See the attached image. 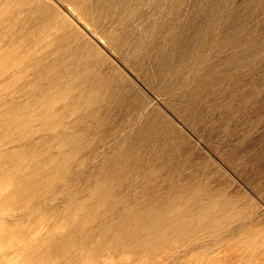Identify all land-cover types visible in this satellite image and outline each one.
Here are the masks:
<instances>
[{
	"label": "rangeland",
	"instance_id": "374dc122",
	"mask_svg": "<svg viewBox=\"0 0 264 264\" xmlns=\"http://www.w3.org/2000/svg\"><path fill=\"white\" fill-rule=\"evenodd\" d=\"M4 1L0 121L23 123L0 124V264H264V0H28L44 19L55 18L49 28L58 31L44 29L47 37L60 39L50 36L52 42L38 23L17 21L14 7L26 0ZM59 43L79 47L92 64L89 75L106 80L109 95L98 104L110 115L96 106L93 116L73 113L72 93L52 94L43 100L50 108L39 106L37 85L44 78L34 77ZM19 105L32 112L25 115ZM17 107L19 113L13 112ZM44 109L52 111L43 114ZM150 119L162 129L152 149L158 159L153 169L163 172L147 175L151 192L158 186L157 193H169L176 184L201 187V201L223 202L217 215L230 220L221 218L195 236L148 241L142 254L133 240L119 236L117 224L112 227L118 232L105 228L112 219L106 206L87 202L101 198L94 193L99 181L117 186L106 178L108 167L115 168L109 163ZM74 121L77 127L67 125ZM66 136L70 143L60 144ZM52 154L54 163L48 162ZM143 164L144 170L150 167ZM138 180L132 177L136 187ZM134 187L130 192L121 187L118 194L142 199ZM225 202L232 207L224 208ZM246 231L249 236L240 235ZM234 236L250 245L241 246Z\"/></svg>",
	"mask_w": 264,
	"mask_h": 264
},
{
	"label": "bare ground",
	"instance_id": "6f19581e",
	"mask_svg": "<svg viewBox=\"0 0 264 264\" xmlns=\"http://www.w3.org/2000/svg\"><path fill=\"white\" fill-rule=\"evenodd\" d=\"M8 1V0H7ZM6 0L4 2H6L7 4L9 2H7ZM18 1V0H17ZM16 1V2H17ZM66 1V0H65ZM15 2V1H14ZM25 2V0H24ZM28 0H26V5H22L20 7V5H16V8L17 11L19 12L20 14V18L19 17H15L17 19V21L23 23V22H30L32 21L33 24H39L40 27L43 29L42 31H45V30H48V29H51L53 30L52 28H49L51 26V20L52 18H49L47 15H45V18L44 19V15L42 14L41 16V13L40 11L38 12L36 5H28ZM34 2V1H33ZM36 2V1H35ZM70 4L71 2L68 1ZM74 0H73V3L74 4ZM3 4V3H2ZM7 4H5L4 6H6L5 8L7 10H10L8 9V7L10 6H7ZM15 4H18L17 3H14V4H11L12 5V8ZM23 4V2H22ZM33 4V3H32ZM10 5V4H9ZM47 6V5H46ZM11 8V7H10ZM49 8V7H48ZM47 8V9H48ZM4 9V8H2ZM5 9V10H6ZM15 9V10H16ZM249 9V8H248ZM12 10V9H11ZM14 10V9H13ZM50 9H48L47 11H49ZM42 11V10H41ZM17 12V14H18ZM44 13V12H43ZM49 13V12H48ZM14 17V16H13ZM12 17V18H13ZM14 19V18H13ZM14 19V20H16ZM19 19V20H18ZM55 19V18H53ZM52 19V21H53ZM64 20V19H63ZM62 21V20H61ZM13 22V20H12ZM11 22V24H12ZM16 22V21H14ZM40 22V23H39ZM54 22V21H53ZM18 22H16L15 26H14V29L16 28V25H17ZM20 23V24H21ZM50 23V24H49ZM66 23V22H63V24ZM27 24V23H26ZM56 23H54L55 25ZM62 24V25H63ZM29 24H27L28 26ZM53 25V26H54ZM66 25V24H65ZM13 26V25H12ZM11 26V27H12ZM20 26V25H18ZM56 26V25H55ZM10 27V26H9ZM31 27V26H29ZM52 27V26H51ZM56 28L58 29V27H54V29L56 30ZM7 29V28H6ZM12 29V28H11ZM17 29V28H16ZM20 29V28H19ZM45 29V30H44ZM53 30V31H55ZM40 31V33L42 32ZM58 31V30H56ZM46 32V31H45ZM47 33V32H46ZM44 35V34H42ZM205 35V34H204ZM48 36V33L47 35L44 36V39L45 37L47 39L45 40H48L49 38V42H52L54 39L53 37L51 36V39L52 41H50V36ZM43 37V36H42ZM12 39V38H10ZM60 39L59 38H56L54 41H59ZM233 40V39H232ZM233 42V41H231ZM55 47L59 48H53L52 49V52L50 53V58H48L47 61H44L42 63L41 61V64L39 67H40V71L36 72V77H34L36 80H40L41 77L43 82H46L45 83V86H43V82L38 84L36 87H37V95H38V99L40 101H43L44 99L45 100H49V98L52 96V94H55L57 97H61V95L67 93V94H71V103L73 105L74 108H72L74 111L73 113H81V110H83L84 112V115L85 116H93L95 114V111H93L94 107L96 106L97 108H99L98 110H96L97 112L99 111L101 114H106V117H107V114L110 115V112L111 110L109 111L108 109H104L102 106H99V102L101 101L102 98L106 97V91L104 90L105 86L104 84L106 80H103V78L101 79H96L91 75H89V71H90V67H92V64H89L86 60L87 58L82 56L81 53H82V50L79 48V47H71L69 44H53ZM88 45V44H87ZM90 46V45H89ZM88 46V47H89ZM85 47V45H84ZM88 47H87V52H90L88 51ZM94 49V48H93ZM92 52V51H91ZM52 54V56H51ZM47 55V54H46ZM22 58H24L22 56ZM44 58V57H43ZM6 60V59H5ZM21 61V60H20ZM10 62V61H9ZM24 62V61H23ZM7 63V61H6ZM39 63V62H38ZM40 64V63H39ZM9 65V64H7ZM35 65H37L35 63ZM36 67V66H34ZM38 67V66H37ZM205 69V68H204ZM37 70V69H36ZM39 70V68H38ZM208 70V69H207ZM209 72V71H208ZM222 73V72H221ZM37 74H39V76H37ZM93 75V74H92ZM207 75V74H206ZM209 76V75H208ZM209 78V77H208ZM215 78V77H213ZM130 84V83H129ZM204 89V88H202ZM99 90L100 91H105V92H101L99 93ZM205 92V91H204ZM111 93V92H110ZM206 93V92H205ZM99 94V95H98ZM101 94V95H100ZM197 94H198V91H197ZM109 95V94H108ZM107 95V96H108ZM66 96V95H65ZM40 97V98H39ZM67 97V96H66ZM122 97V96H121ZM120 97V98H121ZM47 98V99H46ZM55 96L53 97V100H54ZM58 98V99H59ZM123 98V97H122ZM185 98V97H184ZM187 98V97H186ZM192 98V97H190ZM56 99V98H55ZM57 99V100H58ZM104 100V99H103ZM107 102L108 101V98L105 99ZM112 100V99H111ZM110 100V101H111ZM123 100V99H122ZM44 102V101H43ZM42 102V103H43ZM40 103V104H42ZM50 103L48 101V104L46 103V101L44 102V104H47V105H40L41 107H44L45 108H50ZM53 103V102H52ZM55 103V102H54ZM53 103V104H54ZM99 103V104H98ZM108 103V102H107ZM112 103V102H111ZM114 103V102H113ZM119 103V102H118ZM117 103V105H118ZM121 103V102H120ZM56 104V103H55ZM116 104V103H115ZM22 105V104H20ZM19 105V106H20ZM31 105V104H30ZM15 107V106H14ZM70 107V106H69ZM72 107V106H71ZM83 107V109L81 108ZM20 109H18V107L16 108V110H14V108H11L13 109V112L18 111L19 110H23L24 111V114H26V110H28V108H30V106L28 105V108L27 106H20L19 107ZM22 108V109H21ZM27 108V109H26ZM79 108H81L79 110ZM108 108H111L110 106ZM114 108V107H112ZM9 110V109H7ZM6 111V110H4ZM10 111V110H9ZM17 111V113H19ZM29 112L31 111V109L28 110ZM49 111H52L51 109L49 110H45L42 111V113H48ZM80 111V112H78ZM32 112V111H31ZM7 113V111H6ZM22 114V111L20 112ZM20 114V115H21ZM23 114V115H24ZM100 114V115H101ZM81 115V114H80ZM83 115V114H82ZM183 115V114H182ZM79 116V115H78ZM84 116V117H85ZM105 116V115H104ZM81 117V116H80ZM101 117V116H100ZM105 117V118H106ZM111 118V117H110ZM25 119V118H24ZM87 119V118H86ZM156 119V118H155ZM16 121V120H15ZM107 122V121H106ZM23 123V122H22ZM21 121H16V123H13L11 121H0V124H3V125H14L15 127V124H22ZM25 123V122H24ZM54 123V122H53ZM75 123V124H74ZM74 123L70 124L67 123V125L69 127H77L78 125V122L77 121H74ZM51 124V122H50ZM55 124V123H54ZM52 124V125H54ZM59 125V123H56ZM45 125V124H44ZM57 125V127H59ZM60 125H62L60 123ZM93 125V124H92ZM98 125V124H97ZM156 125V124H155ZM158 125V124H157ZM49 126V125H48ZM51 126V125H50ZM55 126V125H54ZM52 126V127H54ZM84 126V125H83ZM82 126V127H83ZM114 127V126H113ZM161 128V127H160ZM159 127H156L154 126L153 124V121L150 119L147 121L146 125L143 126L142 128H139L136 132H134L133 136L130 138V139H127L126 138V142L123 141V145L125 143L124 146V150H123V153L118 157V154L117 155H114V156H117L118 159L115 160L114 157L112 159V161L109 163V164H112L111 166L115 167L113 169H109L111 167H108L107 169V172H106V178H109V176H111L109 178V180L112 181V183L115 182V184L117 186L113 187L112 185H105L103 186V181H99L97 183V187L94 189V193L97 191V193L99 195H101V198L99 197V200H95L94 197L92 196H89L91 197L93 200H89L90 202H87V205L88 206H92V207H95V204L96 206L99 204V205H104V207L106 206V212L109 211V215L110 213L112 214L111 215V218H109V215H108V218L111 219V222H107L106 224L103 223V227L105 228H108L109 227H112V226H117V228L120 227L119 229V232L121 235L119 236H124L126 239H129V241L133 240V243L135 247H138L139 250L143 247L146 246L147 242L148 241H153L155 243H160L162 240L161 239H165L166 243L167 241L173 239V238H181V237H184L185 235V238L188 237L187 235H193L197 232H200L198 230H201V233L205 230V229H208L210 227H214L215 225L219 224V221L221 220V218H228L226 217L227 214L224 215V213L220 216V215H217L218 214V211L221 209V203L223 202H217L215 197L214 198H207L206 200L208 201V204H205L203 203L201 200L204 199V195L201 194V191L196 187V186H184L183 189L179 188L180 185L179 184H176L174 186V189L172 191H170L168 193L167 189L164 190V192H160V193H157V191L159 192V187H155V186H151V187H155L154 189V192H151L152 190H150V186L148 183H146L147 181V175H150L154 172H158L160 174V172L162 171H154L153 169V166L155 165V161L157 159V155L155 151H153L152 147L155 144V142L157 141L158 139V136L159 134L161 133L160 131L162 129H160ZM163 128V127H162ZM82 132V131H81ZM76 134V133H75ZM75 134H72V135H75ZM71 134H69L68 136H70ZM71 135V136H72ZM78 135V134H77ZM163 135V134H162ZM168 135V133H167ZM70 136V138H71ZM76 136V135H75ZM161 136V135H160ZM77 137V136H76ZM80 137V136H78ZM69 137L66 136V139L64 140H61L60 144L61 143H64L66 142L65 144L67 143H70ZM73 138V136H72ZM166 138V137H165ZM168 139L171 138V136L167 137ZM164 139V138H163ZM162 140V139H161ZM170 140V139H169ZM78 141V140H77ZM166 142L168 141L167 139L165 140ZM76 143V142H75ZM157 143V142H156ZM160 143V141H159ZM165 145V144H164ZM158 146V145H157ZM86 147V146H85ZM171 147V146H170ZM121 149V148H120ZM119 149V150H120ZM156 149V148H155ZM158 149V148H157ZM169 149V148H168ZM85 150V148H84ZM122 150V149H121ZM167 150V149H166ZM116 154V153H115ZM169 155V154H168ZM116 157V158H117ZM49 160L48 162H53L56 161V155H49L48 156ZM110 158V157H109ZM103 160V159H102ZM111 160V159H110ZM146 160H149L150 162H146ZM158 160V159H157ZM75 161V160H73ZM106 161V160H105ZM162 161V160H161ZM103 162V161H102ZM109 162V161H108ZM113 162L116 163V165L114 164L113 165ZM144 163H147L146 166H150L149 168H147L146 170L142 169L141 168V164ZM106 163V162H105ZM104 163V164H105ZM149 163V164H148ZM108 164V163H107ZM107 165L105 166H101V167H106ZM156 166V165H155ZM167 166V165H165ZM145 167V166H144ZM146 168V167H145ZM172 169V167H169ZM131 169V170H129ZM153 169V170H152ZM168 169V168H167ZM158 170V169H157ZM170 171V170H169ZM172 171V170H171ZM168 172V171H167ZM99 173V172H98ZM155 173V174H156ZM157 173V175H158ZM163 174V172H162ZM165 174V173H164ZM92 175V174H91ZM104 175V176H105ZM120 175V176H119ZM134 175H137V178L139 179L138 182L136 184H138V186L136 187L135 184L132 183V177ZM171 175V174H170ZM96 176V175H95ZM99 176V175H98ZM115 176V177H114ZM153 176V175H152ZM163 176V175H162ZM93 177V176H92ZM119 177L118 180L122 181H117V178ZM151 177V176H150ZM165 177V176H164ZM101 178V177H99ZM136 178V177H135ZM156 178V177H155ZM167 178V176L165 177ZM163 178L162 180L164 181ZM91 179V178H90ZM169 179V178H168ZM93 180V179H92ZM105 180V179H104ZM167 180V179H165ZM106 181L108 182V180L106 179ZM117 181V182H116ZM125 181V182H123ZM140 181V182H139ZM160 181V180H159ZM110 182V181H109ZM122 183V184H120ZM126 183V188H124L125 190H129V189H133V186L134 187V190L135 188H137L139 190V192L143 193L142 195L143 196H140L142 197L139 198L140 200H125V198H123L122 195L118 194L119 193V189L121 191V187H122V190L123 189V185ZM111 184V183H110ZM151 184V183H150ZM92 185V184H91ZM154 185V184H153ZM159 185V184H158ZM173 185V184H171ZM179 185V186H178ZM185 185L184 183L182 184V186ZM194 185V184H193ZM132 186V187H130ZM178 188H175L177 187ZM125 187V186H124ZM165 186H163L164 188ZM168 187L170 188V186L168 185ZM90 188V187H89ZM167 188V187H166ZM172 188V186H171ZM170 188V189H171ZM92 189V187H91ZM202 189V188H201ZM92 191V190H91ZM130 192V190H129ZM203 192V191H202ZM206 192V190H205ZM197 193H199L200 195H197ZM157 194H160V197L158 198L159 195ZM206 195H208L207 193H205ZM211 194V193H210ZM209 194V195H210ZM213 194V193H212ZM119 195V196H118ZM205 195V196H206ZM132 196V194H131ZM138 196V195H137ZM196 197V198H195ZM113 198V199H112ZM217 198V197H216ZM112 199V200H111ZM215 199V200H214ZM87 200V199H86ZM111 200V201H110ZM218 200V198H217ZM88 201V200H87ZM195 203V202H198V203H195V204H191V202ZM206 201V202H207ZM222 201V200H221ZM225 201V200H224ZM228 201V200H227ZM127 203V205L125 206L124 204ZM190 203L191 205L188 206L187 204ZM230 203V202H229ZM98 205V206H99ZM226 205H230L229 207H232L231 206V203L230 204H227V202H225L224 204V208L227 209L228 206ZM83 206V205H82ZM86 205H84L85 207ZM111 206V208H110ZM119 206H121L123 209L121 210V207H120V212H118V208ZM83 207V208H84ZM89 207V208H90ZM99 207H102V206H99ZM109 207V210L107 209ZM129 207V209H128ZM87 208V207H86ZM125 208H127L128 210H125ZM93 209V208H92ZM85 210V209H83ZM88 211V209H87ZM222 211V210H221ZM232 211V209H231ZM222 212H225L222 211ZM129 213V215H128ZM135 215H139L138 217L136 218H133L131 219L129 216L134 214ZM138 213V214H136ZM227 213V211L225 212ZM107 214V213H106ZM115 216H114V215ZM230 215L228 216H231V212H229ZM133 215V216H135ZM211 215V217H210ZM103 217V214L101 215ZM113 216V217H112ZM100 217V216H99ZM101 217V218H102ZM132 217V216H131ZM232 217V216H231ZM107 218V219H108ZM130 218V219H129ZM106 219V218H105ZM108 219V220H109ZM229 219V218H228ZM233 219V218H232ZM227 220V219H226ZM230 220V219H229ZM106 222V221H105ZM117 224V225H116ZM226 226V225H225ZM219 227V226H218ZM227 227V226H226ZM114 230L116 228L112 227ZM223 228V227H222ZM241 228V227H239ZM244 228V227H243ZM211 229V228H210ZM228 229V228H227ZM226 229V230H227ZM233 229V228H232ZM256 229V228H254ZM254 229L252 231H254ZM101 230H104V229H101ZM112 232L113 230L110 229ZM242 230V229H241ZM239 229V231H241ZM106 231V230H105ZM117 231V229H116ZM231 231V229H230ZM238 231V232H239ZM248 231V230H247ZM246 231V232H247ZM250 231V230H249ZM251 231V232H252ZM118 232V231H117ZM217 232V231H216ZM228 232V230H227ZM256 231H254L255 233ZM104 233V232H103ZM217 233H221V232H217ZM217 233H212L215 235V237H217ZM230 235L228 237H231V232H229ZM236 233V232H235ZM253 233V234H254ZM100 234V233H99ZM108 234V233H106ZM228 234V233H226ZM248 232L246 234H242V232L240 233V235L242 236H247ZM251 234V233H250ZM104 235V234H102ZM114 235V234H113ZM117 235V234H115ZM221 235V234H220ZM238 235V234H237ZM90 236V235H89ZM118 236V235H117ZM195 236V235H193ZM203 236V235H202ZM211 236V235H210ZM233 236V235H232ZM249 236V234H248ZM163 237V238H162ZM204 237V236H203ZM213 237V236H212ZM226 237V238H228ZM236 238L240 237V236H234ZM120 238V237H119ZM206 238V237H205ZM219 239L220 236L218 237ZM233 240V243L237 240H239V238L236 240ZM244 241H242L241 237V241H239L240 243L241 242H245V238L242 237ZM253 238V237H252ZM122 239V237H121ZM120 239V240H121ZM126 239L123 238V240L125 241ZM229 240L228 241H232L233 237L228 238ZM248 239V238H247ZM116 240V239H115ZM175 240V239H174ZM128 241V240H126ZM164 241V240H163ZM216 241V240H215ZM222 240H220L221 242ZM248 241H252V240H248ZM122 242V241H121ZM173 242V240H172ZM170 242V243H172ZM179 242V241H178ZM238 242V241H237ZM111 243V242H110ZM118 243V241H117ZM120 243V242H119ZM126 245L128 244V242H124ZM239 243V245H240ZM249 242H247L246 244L248 245ZM252 243V242H251ZM121 244V243H120ZM131 244V243H130ZM169 244V243H168ZM168 244H165L167 246H169ZM209 244V242H208ZM244 245L243 243H241V246L244 245V246H247V245ZM178 245V244H176ZM250 245V243H249ZM248 245V246H249ZM254 245V243H253ZM252 245V246H253ZM132 245V247H134ZM166 246V247H167ZM101 247V246H100ZM141 247V248H140ZM158 247V246H157ZM238 247V246H237ZM256 247V245H255ZM137 248V249H138ZM155 248V247H154ZM152 248V249H154ZM170 248V247H169ZM242 249L244 247H241ZM248 248V247H246ZM251 248V246H250ZM128 249V247H127ZM126 249V250H127ZM136 249V251H137ZM168 249V248H167ZM249 249V248H248ZM247 249V250H248ZM135 250V248H134ZM138 250V251H139ZM143 250V249H142ZM148 250V249H147ZM176 250V249H175ZM153 251V250H151ZM167 251V250H166ZM246 251V250H245ZM130 252V251H128ZM140 252L143 254V252L140 250ZM234 252V251H233ZM118 253V252H117ZM138 253V252H137ZM140 253V254H141ZM253 253V252H252ZM255 253V252H254ZM148 254V253H147ZM150 254V253H149ZM123 255V254H122ZM135 255V254H134ZM152 255V254H151ZM241 255V254H240ZM124 256V255H123ZM122 256V257H123ZM155 256V255H154ZM243 256V255H242ZM252 256V255H250ZM255 255H253L254 257ZM129 258V257H127ZM152 258V257H151ZM248 260L251 261L250 258H247ZM241 261V260H240ZM113 262V260H109L108 261V264H111ZM246 262V261H245ZM249 262V261H248ZM246 262V263H248ZM244 263V262H243ZM250 264V262H249ZM257 264V263H256Z\"/></svg>",
	"mask_w": 264,
	"mask_h": 264
}]
</instances>
